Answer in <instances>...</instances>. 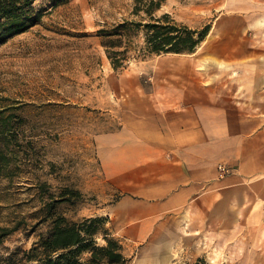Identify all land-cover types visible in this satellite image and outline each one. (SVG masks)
<instances>
[{
    "label": "rangeland",
    "instance_id": "1",
    "mask_svg": "<svg viewBox=\"0 0 264 264\" xmlns=\"http://www.w3.org/2000/svg\"><path fill=\"white\" fill-rule=\"evenodd\" d=\"M38 5L45 10L41 24L0 47V111H5L14 167L12 178L0 179V227L18 228L0 237V264H37L28 261L29 252L50 232L55 216L70 223L102 218L130 264H166L112 235L107 209L116 197L104 180L97 137L120 127L124 97L136 92L137 79L150 92L152 69L187 57L147 54L144 33L132 31L125 40L129 60L113 68L99 31L140 21L133 15L134 0H40ZM163 13L198 31L210 26L209 44L217 39L216 23L224 14L263 22L264 0H167L158 15ZM95 241L104 245L103 233ZM172 254L167 264H264V244L257 242Z\"/></svg>",
    "mask_w": 264,
    "mask_h": 264
},
{
    "label": "crops",
    "instance_id": "2",
    "mask_svg": "<svg viewBox=\"0 0 264 264\" xmlns=\"http://www.w3.org/2000/svg\"><path fill=\"white\" fill-rule=\"evenodd\" d=\"M216 26V40L210 29L152 69L150 92L137 79L120 127L97 137L112 235L156 263L264 244V21L224 14Z\"/></svg>",
    "mask_w": 264,
    "mask_h": 264
},
{
    "label": "trees",
    "instance_id": "3",
    "mask_svg": "<svg viewBox=\"0 0 264 264\" xmlns=\"http://www.w3.org/2000/svg\"><path fill=\"white\" fill-rule=\"evenodd\" d=\"M40 0H0V47L15 36L40 25L45 10ZM167 0H134L133 15L140 21H127L110 30H100L102 45L114 69L123 68L129 60V39L132 31L145 35L144 52L147 54H190L205 40L210 26L198 31L178 22L170 13L158 15ZM0 111V179L13 177L12 156L9 153L11 136ZM74 193V192H73ZM46 217H53L48 214ZM12 230L0 227V237ZM103 233L106 243L97 245L95 239ZM105 228L102 218H87L70 223L64 217L55 216L50 232L40 239L29 252V262L37 264H130L123 245ZM2 240L0 239V244ZM13 256L9 257L11 259Z\"/></svg>",
    "mask_w": 264,
    "mask_h": 264
},
{
    "label": "built area",
    "instance_id": "4",
    "mask_svg": "<svg viewBox=\"0 0 264 264\" xmlns=\"http://www.w3.org/2000/svg\"><path fill=\"white\" fill-rule=\"evenodd\" d=\"M220 170H221L223 173L227 172V168H225L224 166H220Z\"/></svg>",
    "mask_w": 264,
    "mask_h": 264
}]
</instances>
